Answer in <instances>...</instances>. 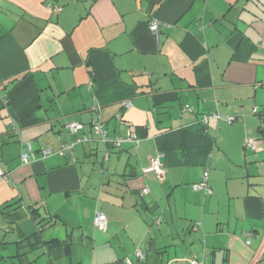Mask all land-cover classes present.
Returning <instances> with one entry per match:
<instances>
[{"label": "crops", "instance_id": "obj_1", "mask_svg": "<svg viewBox=\"0 0 264 264\" xmlns=\"http://www.w3.org/2000/svg\"><path fill=\"white\" fill-rule=\"evenodd\" d=\"M0 170V264H264V0H0Z\"/></svg>", "mask_w": 264, "mask_h": 264}, {"label": "built area", "instance_id": "obj_2", "mask_svg": "<svg viewBox=\"0 0 264 264\" xmlns=\"http://www.w3.org/2000/svg\"><path fill=\"white\" fill-rule=\"evenodd\" d=\"M55 10L57 12L60 11V8H55ZM149 31L151 32V34H153L156 38H157V32H158V25L156 22H151L148 26ZM121 108L123 109H129L132 105L130 103V101H124L120 103ZM183 112H190L191 108H189L188 106H185L182 109ZM252 113L256 114L258 113V109L257 108H253L252 109ZM117 118H119L118 116H116ZM216 119V120H220V116L218 114H213V115H206L202 118L203 123H207L209 119ZM236 119L232 116L230 117H226L225 121L228 123H232L233 121H235ZM65 129L68 131L69 134H74L80 130L83 129V125L81 123L78 122H70L67 123L65 125ZM91 130L94 132V134L100 136V139L102 140V142L115 146V147H119L121 146V144L125 143V142H132L137 144L136 139L131 136L130 133H127V137L126 138H122V137H116V138H108L106 131L103 128V124L100 122L99 119H96L95 121H93L91 123ZM86 141V138L80 140L79 142H84ZM71 146L68 145H64L62 146L59 151L57 152L59 155H64L65 150L71 148ZM245 147L248 149H255V143L252 140H248L245 143ZM51 154L50 150H45L42 152V155L48 156ZM33 158V153L31 152L30 147L28 146V152L26 154H23L21 156V159L24 163H29V161ZM143 173L144 174H148V173H152L154 174L159 180H162L163 178V167L160 163V161L158 160V158H154L150 160V164L147 168L143 169ZM8 178V174L1 171L0 170V181H6ZM207 178H208V173L205 172L203 174V179L201 182H199L198 184L192 185L191 189L194 191H203L206 195H211L212 192L210 190V188L207 185ZM149 190L147 187L143 188L139 195L143 196L148 194ZM156 224H160V221L156 220ZM93 225L94 227L101 231V232H106L107 231V219L105 217L104 214L102 213H96L93 219ZM251 235L250 234H245V237L249 238ZM247 244H249V242L247 241ZM135 257L137 260H142L144 258V256L140 253V252H136L135 253ZM126 264H132L130 261H126ZM189 264H203L197 260H190Z\"/></svg>", "mask_w": 264, "mask_h": 264}, {"label": "rangeland", "instance_id": "obj_3", "mask_svg": "<svg viewBox=\"0 0 264 264\" xmlns=\"http://www.w3.org/2000/svg\"><path fill=\"white\" fill-rule=\"evenodd\" d=\"M223 121L226 122L225 119H224ZM226 123H227V124H231V123H228V122H226ZM246 140H247V141H248V140H252V141H254L255 144H257V143L260 142L261 137H260L259 134L257 133V134H255V136H253V137H251V138H247ZM250 150H252V149H250ZM2 264H12V263H11V260H10V259H6Z\"/></svg>", "mask_w": 264, "mask_h": 264}, {"label": "trees", "instance_id": "obj_4", "mask_svg": "<svg viewBox=\"0 0 264 264\" xmlns=\"http://www.w3.org/2000/svg\"><path fill=\"white\" fill-rule=\"evenodd\" d=\"M132 136V135H131ZM126 137H127V135H126ZM137 142V141H136ZM126 143V142H125ZM129 143H132V142H129ZM132 144H134V145H136L135 143H132ZM122 145V144H121ZM115 147V146H114ZM121 146H119V147H117V148H120ZM246 148V147H245ZM205 172H207L208 173V170L207 171H205ZM204 172V173H205ZM202 179H203V176H202ZM202 181V180H201ZM200 181V182H201ZM198 184V183H197ZM193 185H195V184H193ZM207 185H208V178H207ZM192 186V185H191ZM191 186H190V188H191ZM208 187H209V185H208ZM210 188V187H209ZM210 190H211V188H210ZM211 192H212V190H211ZM38 234L39 233H34L32 236H30V237H33V238H36L37 236H38Z\"/></svg>", "mask_w": 264, "mask_h": 264}]
</instances>
